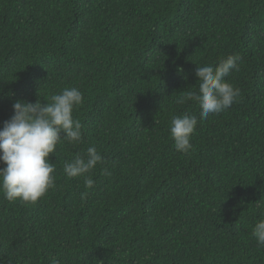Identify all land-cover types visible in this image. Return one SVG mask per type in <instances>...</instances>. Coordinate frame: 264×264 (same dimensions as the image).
Instances as JSON below:
<instances>
[{"label":"trees","instance_id":"trees-1","mask_svg":"<svg viewBox=\"0 0 264 264\" xmlns=\"http://www.w3.org/2000/svg\"><path fill=\"white\" fill-rule=\"evenodd\" d=\"M229 55L231 107L201 119L177 103L198 90V65ZM66 87L83 94V140L58 143L55 186L36 203L0 193V264H264L251 234L264 212V0H0V129L15 101ZM185 114L198 120L188 153L169 128ZM90 146L103 163L88 189L63 166Z\"/></svg>","mask_w":264,"mask_h":264},{"label":"clouds","instance_id":"clouds-1","mask_svg":"<svg viewBox=\"0 0 264 264\" xmlns=\"http://www.w3.org/2000/svg\"><path fill=\"white\" fill-rule=\"evenodd\" d=\"M238 55H229L215 67L200 66L195 70L198 77V90L184 92L177 103L195 101L200 106V118L219 114L241 95L240 89L230 83L232 70H238ZM83 103V94L77 87H66L51 96L47 103L17 100L13 104L14 114L5 120L0 129V193L8 201L36 203L50 188L55 186V164L50 154L57 151L58 143H80L83 140L82 125L74 119V109ZM198 123L195 115H174L170 120V135L178 152L188 153L192 148L190 138ZM63 133V135H62ZM103 157L95 146L87 148L83 155H76L63 166L69 177H83L86 188L94 186L88 175ZM105 174L110 175L107 169ZM88 192L81 193L86 199ZM252 229V236L258 246H264V212ZM51 264H60L55 258Z\"/></svg>","mask_w":264,"mask_h":264}]
</instances>
